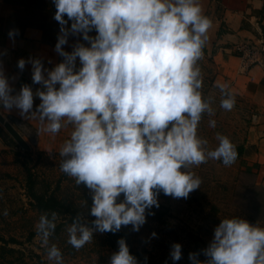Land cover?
Listing matches in <instances>:
<instances>
[{"label":"clouds","instance_id":"1","mask_svg":"<svg viewBox=\"0 0 264 264\" xmlns=\"http://www.w3.org/2000/svg\"><path fill=\"white\" fill-rule=\"evenodd\" d=\"M52 3L60 25L55 52L62 62L49 70L40 59H20L19 70L31 64L32 82L41 87L33 92L25 84L15 95L0 67V106L37 119L38 132L53 137L71 126L59 149V170L89 190V214L95 218L89 226L77 214L66 226L67 244L79 251L95 232L115 234L122 226L139 232L146 216L155 215L151 209L160 207L161 193L187 199L202 184L192 169L209 160L229 167L238 152L224 135L216 134L214 149L198 135L204 115H215L213 99L202 92L199 66L212 20L199 0ZM18 34L8 33L13 42ZM70 36H82L89 46L78 42L65 51ZM217 87L219 107L232 111L236 100L229 85ZM36 98L40 103L33 110ZM208 124L215 128L216 120ZM57 219L56 212L42 214L35 228L47 260L64 264L60 249L49 244ZM117 244L109 264H138L125 239ZM202 254L205 261L199 253H189L188 259L191 264H264V227L237 217L222 219ZM169 255L174 264L180 261L182 246L173 244Z\"/></svg>","mask_w":264,"mask_h":264},{"label":"rangeland","instance_id":"2","mask_svg":"<svg viewBox=\"0 0 264 264\" xmlns=\"http://www.w3.org/2000/svg\"><path fill=\"white\" fill-rule=\"evenodd\" d=\"M3 3L7 10V17L3 20L4 32L25 26L41 28L45 35L43 38L51 40L60 28L54 19L56 9L52 0H3ZM89 35L94 37L96 32ZM206 46L209 47V44ZM199 66L203 74L202 92L205 98L213 99L215 115H204L198 135L208 141L210 149L218 145L216 134L224 135L240 152L235 163L229 167L220 161L209 160L192 169L202 184L187 199H173L165 195L163 199L158 198L168 209L164 225L154 224L146 218L139 232H133L129 226L133 247L151 264H174L169 254L175 243L182 246V259L175 264H191L189 253H199L198 259L205 261L207 258L202 250L208 247L214 237V229L225 218H242L252 225L264 227V190L255 184L254 172L246 167V149L243 147L250 125L246 102L235 99L232 111L221 109V93L213 84V70L206 53H203ZM4 117L19 133V123ZM210 119L216 120L215 128L209 127ZM2 132L7 145H2L0 149V237L5 241H0V264H52L47 260L46 250L36 234L39 215L29 208L22 190L24 174L16 159L22 161L23 158L22 154L15 156L14 153L25 151ZM24 141L30 147L29 167L39 181L53 186L61 173L59 165L62 158L52 155L39 157L36 154L39 150L32 148L30 139ZM62 185L65 191L66 183ZM4 211L8 213L6 216ZM66 226L55 229L49 241L50 245L55 244L60 249L64 264H109L114 251L105 245L103 234L95 232L92 242L77 251L67 244ZM153 232L157 234L156 238H152Z\"/></svg>","mask_w":264,"mask_h":264},{"label":"crops","instance_id":"3","mask_svg":"<svg viewBox=\"0 0 264 264\" xmlns=\"http://www.w3.org/2000/svg\"><path fill=\"white\" fill-rule=\"evenodd\" d=\"M204 15L212 20L211 37L207 50L213 70V84L227 83L229 91L237 100L246 102L250 125L247 129L244 149H246V167L256 176L255 184L264 190V52H260L257 62L246 69L242 68L240 53L236 45L245 44L252 48L264 47V0H199ZM7 17L6 6L0 0V20ZM82 36L69 37L64 46L67 52L72 46L82 43ZM43 40L41 30L25 28L21 36L10 40L0 28V67L9 79L15 95L22 85H29L33 92L41 86L33 84L31 64H26L21 72L18 68L20 59H40L46 69L51 70L62 62L55 52V45ZM210 51H212L210 53ZM51 61V63H49ZM15 77L13 80L12 78ZM219 89V88H218ZM40 103L34 100V109ZM0 113L19 125V134L23 139H30L32 148L42 152H58L63 142L70 138L71 126L62 128L54 137L38 132L40 123L32 117H21L18 109L5 110L0 106ZM0 141V149L3 148Z\"/></svg>","mask_w":264,"mask_h":264},{"label":"trees","instance_id":"4","mask_svg":"<svg viewBox=\"0 0 264 264\" xmlns=\"http://www.w3.org/2000/svg\"><path fill=\"white\" fill-rule=\"evenodd\" d=\"M0 28L5 29L4 21L0 20ZM25 28L28 27L25 26L21 29H18L19 34L17 36H21L22 30H24ZM37 29L41 30L42 36H45L41 28ZM5 33L8 35L9 32ZM58 34L59 29L51 40H47L45 38H43V40L47 44H54L57 41ZM211 52L212 51H210V53ZM203 53L207 54L206 48L203 49ZM0 141L3 143V145H7V142L5 140V137L3 136V132L1 129ZM239 152L240 149L238 150V154ZM19 154H22L23 160L18 161V159H16V162L20 164L24 174L22 190L29 208L35 213H37L39 217L45 213L50 216L52 212H56L58 214L56 230L62 228L65 225H70L73 219L77 216V214H81L84 220H87L89 222V226H91V221L95 218L89 214V210L92 204V199L89 190L83 185L77 186L74 180H72L63 173H60L59 177H57L56 181L53 183V186H49L45 182L39 181L38 178L35 176L34 172L32 171V168L29 167V162L31 161L30 152L27 151L23 153H14L15 156H19ZM36 154L39 157L42 156L45 158L49 157L50 155L60 157L59 153L53 152L46 154L44 152L38 151ZM63 182L66 183V192L62 189ZM158 198L163 199L164 194L161 193ZM122 199L123 197L121 196L120 200ZM118 202L120 201L118 200ZM159 205L160 207L158 209L155 207L151 209V211L154 212L155 215H148L146 216V218L154 224L164 225L166 222L165 217L168 215V209L160 202ZM130 232L131 231L129 226H122L121 230L115 234L103 233L104 243L109 249H111L115 253L118 251L117 241L123 238L126 240V243L130 250V254L137 258L138 264H151L149 261L145 260L139 250L133 247ZM0 241L5 242L1 237Z\"/></svg>","mask_w":264,"mask_h":264},{"label":"water","instance_id":"5","mask_svg":"<svg viewBox=\"0 0 264 264\" xmlns=\"http://www.w3.org/2000/svg\"><path fill=\"white\" fill-rule=\"evenodd\" d=\"M211 37L209 36L208 44L211 43ZM0 128L10 137V139L18 146L22 151H29V145L24 141L20 134L10 124V122L0 113Z\"/></svg>","mask_w":264,"mask_h":264},{"label":"built area","instance_id":"6","mask_svg":"<svg viewBox=\"0 0 264 264\" xmlns=\"http://www.w3.org/2000/svg\"><path fill=\"white\" fill-rule=\"evenodd\" d=\"M235 50L240 53L242 60V68L246 69L248 66L257 62V57L260 52H264V47L259 46L257 48L249 47L245 44H238Z\"/></svg>","mask_w":264,"mask_h":264}]
</instances>
